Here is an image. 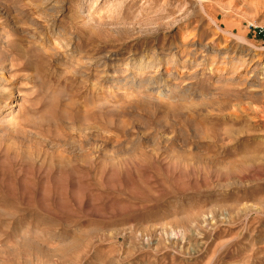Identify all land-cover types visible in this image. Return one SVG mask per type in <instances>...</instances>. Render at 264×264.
I'll return each instance as SVG.
<instances>
[{"label": "rangeland", "instance_id": "obj_1", "mask_svg": "<svg viewBox=\"0 0 264 264\" xmlns=\"http://www.w3.org/2000/svg\"><path fill=\"white\" fill-rule=\"evenodd\" d=\"M261 27L264 0H0V264H264Z\"/></svg>", "mask_w": 264, "mask_h": 264}, {"label": "built area", "instance_id": "obj_2", "mask_svg": "<svg viewBox=\"0 0 264 264\" xmlns=\"http://www.w3.org/2000/svg\"><path fill=\"white\" fill-rule=\"evenodd\" d=\"M258 34L264 37V27L258 29Z\"/></svg>", "mask_w": 264, "mask_h": 264}, {"label": "bare ground", "instance_id": "obj_3", "mask_svg": "<svg viewBox=\"0 0 264 264\" xmlns=\"http://www.w3.org/2000/svg\"><path fill=\"white\" fill-rule=\"evenodd\" d=\"M10 107L14 106L13 102L9 105Z\"/></svg>", "mask_w": 264, "mask_h": 264}]
</instances>
